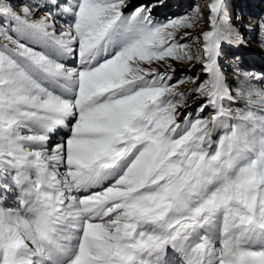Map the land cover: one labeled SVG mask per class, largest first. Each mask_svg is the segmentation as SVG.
<instances>
[{
	"label": "snow or ice",
	"instance_id": "1",
	"mask_svg": "<svg viewBox=\"0 0 264 264\" xmlns=\"http://www.w3.org/2000/svg\"><path fill=\"white\" fill-rule=\"evenodd\" d=\"M164 7L0 0V264H264V18Z\"/></svg>",
	"mask_w": 264,
	"mask_h": 264
},
{
	"label": "rangeland",
	"instance_id": "2",
	"mask_svg": "<svg viewBox=\"0 0 264 264\" xmlns=\"http://www.w3.org/2000/svg\"><path fill=\"white\" fill-rule=\"evenodd\" d=\"M135 2H140V0H135ZM200 2L203 0H166L167 7H164L160 10V14L164 13L169 14H180L187 10V8L194 3ZM231 10L236 15H239L243 18L245 24L249 23V18L252 19V22L255 23L261 18H264V0H227ZM243 3H247V6L250 8L246 11L243 8ZM246 6V5H245ZM260 38V32L257 28L253 27L251 31H244V39L247 42V48L225 49L226 59L221 61L224 66L225 74L231 79L232 72L230 67V62L233 55L244 56L245 63L242 60V69L246 71H264V53L260 52L257 47V40ZM227 51L229 53L227 54ZM175 67L180 70L186 66L176 64ZM180 75V71L177 72V76Z\"/></svg>",
	"mask_w": 264,
	"mask_h": 264
},
{
	"label": "trees",
	"instance_id": "3",
	"mask_svg": "<svg viewBox=\"0 0 264 264\" xmlns=\"http://www.w3.org/2000/svg\"><path fill=\"white\" fill-rule=\"evenodd\" d=\"M243 5V8L246 10V11H248V9L250 8V6L248 7L247 6V3L245 4V3H243L242 4ZM246 5V6H245ZM229 53V51H227V54ZM241 59L243 60V62L245 61V58L243 57V56H241ZM245 63V62H244Z\"/></svg>",
	"mask_w": 264,
	"mask_h": 264
}]
</instances>
